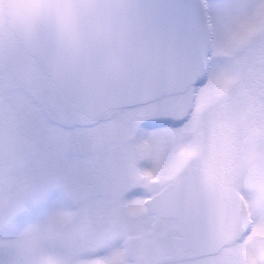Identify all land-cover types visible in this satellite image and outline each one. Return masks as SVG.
Here are the masks:
<instances>
[{"label":"rangeland","instance_id":"rangeland-1","mask_svg":"<svg viewBox=\"0 0 264 264\" xmlns=\"http://www.w3.org/2000/svg\"><path fill=\"white\" fill-rule=\"evenodd\" d=\"M211 2L214 68L189 116L186 96L178 95L109 109L88 123L48 84L40 93L55 116L49 123L22 89L31 75L1 59L24 49L0 44V97L8 74L17 85L9 97L19 100L10 114L17 120L23 109L34 111L37 124L22 119L17 129L34 147L26 169L0 171V264H264V187L243 178L249 157L264 153V123L253 121L264 114V95L246 89L242 76L247 57H264V0ZM5 107L0 102L1 113ZM153 117L188 118L144 126ZM188 164L210 166L222 179L227 239L214 256L168 261L154 241L174 224L149 215L142 196Z\"/></svg>","mask_w":264,"mask_h":264},{"label":"water","instance_id":"water-1","mask_svg":"<svg viewBox=\"0 0 264 264\" xmlns=\"http://www.w3.org/2000/svg\"><path fill=\"white\" fill-rule=\"evenodd\" d=\"M22 45L84 117L93 118L111 107L153 100L162 91L187 89L205 73L209 34L202 0H125L118 37L95 49L74 69L54 68L43 48ZM161 48L168 53L167 60L161 59ZM204 179L210 182L206 184ZM180 183L150 199L149 209L151 203V211L165 215L163 208L157 210V203L161 204L167 190L183 188L181 194L188 200L175 204L192 211L211 207L213 238L219 239L225 227V206L216 177L191 167ZM180 218L186 219L183 215Z\"/></svg>","mask_w":264,"mask_h":264},{"label":"clouds","instance_id":"clouds-1","mask_svg":"<svg viewBox=\"0 0 264 264\" xmlns=\"http://www.w3.org/2000/svg\"><path fill=\"white\" fill-rule=\"evenodd\" d=\"M125 0H0V44L43 48L54 68H76L122 28ZM243 178L264 187V153H253Z\"/></svg>","mask_w":264,"mask_h":264},{"label":"flooded vegetation","instance_id":"flooded-vegetation-1","mask_svg":"<svg viewBox=\"0 0 264 264\" xmlns=\"http://www.w3.org/2000/svg\"><path fill=\"white\" fill-rule=\"evenodd\" d=\"M203 1L206 7L207 14H208L209 29H210V35H211V46H210V56H209L210 66L208 67V73H207V79H208L209 76L211 77L212 70L214 68V54H215V46H216V43H215L216 42V27H215V19H214V12H213L214 6H213V3L211 2L212 0H203ZM28 58L33 59V62H31ZM1 59H5V60L7 59L8 66L21 67L25 69L27 74L31 75V79L28 81L26 86H22V89L24 90L25 94H27V96L30 97L29 99L32 102H37L38 106L41 107L40 112L42 115H44L43 117L49 123H54L55 116L52 114L51 110L48 109V106L46 104L47 101L41 98L40 91L42 90L41 88H43L44 91L48 90V88L50 87V85L49 87L47 86L48 84H51L53 88L55 89H57V86L50 79V77L42 71L37 60L34 57H32L30 54H28L25 50L18 52V54H14L11 51H6L3 54V58ZM244 65H246L245 70H244L245 72L242 75L243 84L245 85L244 87L246 89L252 88L257 94L260 93L261 95H264V57L263 56L254 57V55L252 56V59L250 57H247ZM20 74H21L20 72H17L18 76H20ZM207 79L202 85H199V86L193 85L184 92L169 94L168 98L178 96V95L186 96V104L184 107L185 108L184 111H185V116L187 115L189 116L192 110H194L195 108V104L197 102L198 96L200 95V89L205 85ZM10 80L14 81L13 79L8 80V74H7V80H6L7 82L3 84V87L5 86V88H3V91H5L6 93L8 92L7 95L5 93L7 99L4 98L3 95L0 97V102L4 103V105L6 106L5 108L7 109L6 110L3 108V113L0 112V119L4 118V122H0L2 125V127L0 126V171L7 172V173H9L10 171H24L26 169V166H28L30 163V159H29L30 151L34 149V147H32L29 143L24 144L23 137L20 135L19 131H17V129L22 128L19 125L20 122H22V119L23 120L25 119L27 121L31 120L32 121L31 127L37 128V124L35 122L36 113L34 111H27L23 109L22 113H20L17 120H15L13 115L10 114V112H14L16 110V108L14 109L13 105H17L16 103L17 101H19L18 99H13L9 97V91L11 92L13 88H16L14 87V85L17 86L16 84L13 85V83L10 82ZM9 100L14 101L13 103H11L12 105L8 104V102H10ZM6 101L8 105L6 104ZM187 118L188 117H186L185 119H181L183 120V123L186 122ZM95 119L96 118H93V119L85 118V120L88 123H93ZM253 121L258 125L260 124L261 121L264 123V114L256 113V116H254ZM213 122L217 123L216 121H211V122H208V124L204 123L202 127L211 125ZM169 124L170 123L167 122V125ZM172 125H176V124L173 123ZM190 167H195V168L206 170L209 173L216 176L217 181H219L221 185V193L226 203L225 196L223 193V181L216 173H214L211 170V167L210 166L205 167V165L199 166L196 164H188L185 170L183 168V171L179 172L178 177H175L170 181H166L163 185H161V188L154 191L151 195H143L142 196L143 204H145V201L149 199L150 197H152L154 194L162 191L163 189L165 191V189L168 188L170 185H174V184L182 185L180 181L183 179L184 175L186 174L187 170ZM204 182H206L207 184L210 182V179H204ZM171 189L167 190V192L163 195L164 201L175 202V201H183L184 199L188 200V198H186L185 195L181 194L184 191L183 188L182 190L175 189V188H171ZM166 206L174 207V205L172 204H167ZM144 208L149 215H152L154 217H157L163 220H170L174 224L171 227L164 228L162 232L157 234V236L155 237V241H154L155 250L157 251L156 239L165 233H166V236L163 239V247L165 249H180L182 246L179 243L172 242L173 239L177 240L183 237L182 226H181V223L178 217L177 216H167V217L158 216L156 214L149 212L146 209L145 205H144ZM227 213L228 212H227V205H226V214ZM186 229H191V227H186L185 230ZM197 229L200 230V227H198ZM226 239H227V233H226ZM190 253L192 255L194 254L196 257H210V256L215 255V254H205V255L198 254L193 249H190V248L185 249L178 258L172 257L169 254H162L158 252L159 255L166 257L168 261L178 260L180 259V257L187 255V254L188 256H190L189 255Z\"/></svg>","mask_w":264,"mask_h":264},{"label":"snow or ice","instance_id":"snow-or-ice-1","mask_svg":"<svg viewBox=\"0 0 264 264\" xmlns=\"http://www.w3.org/2000/svg\"><path fill=\"white\" fill-rule=\"evenodd\" d=\"M160 56L162 60H167L168 59V53L165 51L164 48L160 49ZM207 79V71L203 75H199L197 78H195L192 83L194 85H202L204 84L205 80ZM169 93L167 92H160L157 96L154 97V101L157 103H161L165 101V99L168 97ZM157 122H171L175 124H181L183 123V120H172L171 117H153L150 120H147L144 122V126H152L153 124Z\"/></svg>","mask_w":264,"mask_h":264}]
</instances>
